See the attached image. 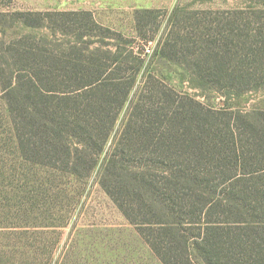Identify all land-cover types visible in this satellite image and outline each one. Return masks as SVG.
<instances>
[{
    "label": "trees",
    "instance_id": "1",
    "mask_svg": "<svg viewBox=\"0 0 264 264\" xmlns=\"http://www.w3.org/2000/svg\"><path fill=\"white\" fill-rule=\"evenodd\" d=\"M188 14L173 10L161 57L199 87L224 95L264 90V9L255 20L242 10L205 17L195 27L199 45L174 32L195 17ZM20 17L7 46L8 75L0 66L9 118L0 147L11 151L0 157V229L56 227L28 221L48 192L47 178L29 171L86 178L104 153L101 188L160 264H264V110L213 109L149 73L105 151L142 67L131 43L90 49L109 33L90 12ZM58 27L86 48H50Z\"/></svg>",
    "mask_w": 264,
    "mask_h": 264
},
{
    "label": "rangeland",
    "instance_id": "2",
    "mask_svg": "<svg viewBox=\"0 0 264 264\" xmlns=\"http://www.w3.org/2000/svg\"><path fill=\"white\" fill-rule=\"evenodd\" d=\"M177 7L188 15L194 13L195 17L187 23H179L178 27L184 29L176 27L174 32H180V39L186 38L199 45L202 38L200 31L195 28L197 22L205 17H220V13L237 10L247 11L249 14L246 17L251 16L255 20V12L264 9V0H0V66L8 75L12 60L7 46L9 40L15 37L13 32L17 31L20 15L85 11L90 12L99 25L109 30V33L103 32L92 40V43L97 44L90 49L105 51L113 49L112 45L118 40L130 42L127 49L133 52L142 65L133 90L119 112L105 151L109 150L118 136L130 102L149 73L176 92L188 95L213 109L227 108L243 114L264 110L263 88H250L245 93L231 92L224 95L223 92L199 87L197 80L185 73L179 65L161 57L159 45L165 39L167 29L174 27L168 20ZM57 19L60 21L61 17ZM139 24L142 34L139 33ZM43 31L44 37L51 34L47 29ZM56 31L52 44L48 45L50 48L57 45L63 50L70 44L86 48L82 41L77 42L73 37L64 36L59 27ZM102 35L106 38L100 39ZM173 38L177 39L176 36ZM49 41L52 38L47 39ZM2 95L0 88V141L2 138L6 140L2 133L6 135L9 130V118L5 113L6 105ZM10 152L9 145L0 147L3 160ZM103 160L104 153L96 168L86 178H74L38 168L29 171V175L47 178L45 189L48 192L41 194L44 197L41 204L45 206H41V210L28 221L53 223L56 227L0 229V264H160L134 226L126 221L101 188L99 181ZM19 173L24 175V171L18 170L17 177ZM19 190L26 188H9L10 193Z\"/></svg>",
    "mask_w": 264,
    "mask_h": 264
}]
</instances>
